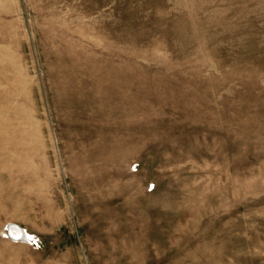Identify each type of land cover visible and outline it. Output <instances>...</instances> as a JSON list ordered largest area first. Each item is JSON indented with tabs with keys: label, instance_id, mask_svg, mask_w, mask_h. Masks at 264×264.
<instances>
[{
	"label": "rangeland",
	"instance_id": "obj_1",
	"mask_svg": "<svg viewBox=\"0 0 264 264\" xmlns=\"http://www.w3.org/2000/svg\"><path fill=\"white\" fill-rule=\"evenodd\" d=\"M0 264H264V0H0Z\"/></svg>",
	"mask_w": 264,
	"mask_h": 264
},
{
	"label": "bare ground",
	"instance_id": "obj_2",
	"mask_svg": "<svg viewBox=\"0 0 264 264\" xmlns=\"http://www.w3.org/2000/svg\"><path fill=\"white\" fill-rule=\"evenodd\" d=\"M10 232H11V234L12 235H21V236H23V232H22V229H21V227H19L18 225L17 226H15V225H11V229H10Z\"/></svg>",
	"mask_w": 264,
	"mask_h": 264
},
{
	"label": "water",
	"instance_id": "obj_3",
	"mask_svg": "<svg viewBox=\"0 0 264 264\" xmlns=\"http://www.w3.org/2000/svg\"><path fill=\"white\" fill-rule=\"evenodd\" d=\"M15 236H17L18 237V235L16 234ZM20 236V235H19Z\"/></svg>",
	"mask_w": 264,
	"mask_h": 264
}]
</instances>
